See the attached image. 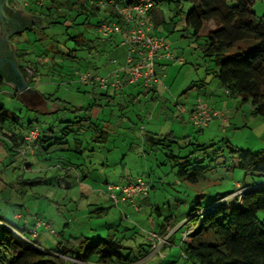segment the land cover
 I'll use <instances>...</instances> for the list:
<instances>
[{"label":"rangeland","instance_id":"374dc122","mask_svg":"<svg viewBox=\"0 0 264 264\" xmlns=\"http://www.w3.org/2000/svg\"><path fill=\"white\" fill-rule=\"evenodd\" d=\"M25 1L31 3L34 0ZM91 1L97 0H90L89 3ZM181 5L182 11L174 18V28L172 26L161 34L172 55L182 62L167 61L166 79L161 78V83L158 82L160 97L154 99L150 96L144 98L142 94L129 101L127 89L120 96L111 93L113 99H97L91 94V86L78 83L75 76V80H67L75 69L95 73L86 57H90V63L92 58L95 63L106 59L91 57L86 46H78L71 39L81 34L84 41H94L97 36L95 24L99 17H90L88 24L84 25V16H79L70 27V21L50 24L45 28L38 26L34 31H24L21 35L28 52L21 63L23 68L30 69V74H26L28 80L32 79L29 88L40 98H30L28 104L33 108H29L17 98L1 97L5 109L14 111L21 125L30 122L39 132L52 125L57 132L60 127L66 126L60 124L61 120L72 121L76 115L82 116L70 109L95 104L94 109L99 111L97 120L95 117L92 119L98 127L82 129L69 139L64 148L58 146L59 151L53 147L45 152L41 149L37 154L33 150L36 155L32 154L25 161L16 157L12 164L9 159L0 163V218L16 226L25 219L48 223L55 235L42 227L35 239L43 249L57 246L62 231L65 236L84 235L90 242H95L106 235L109 227L120 224L118 232H115L118 236H122L119 230L125 227H134L138 231L135 241H123L135 253L138 243L146 240L140 236L144 235L142 231L157 232L163 218L170 216L177 229L172 232L173 227L169 223L167 231L172 232V236L170 245L160 249L163 259L149 253L137 264H150L152 261L197 264L182 255L183 234L192 227L190 222H186L189 208L198 196H201L198 199L200 203L205 205L233 191L238 192V184L244 186L255 182V179L238 170L237 155L230 149L264 152V117L252 116L249 104L241 99L225 96L212 75L207 74L210 65L202 58L198 44L188 36L190 31L183 23L191 5L186 1ZM157 8L166 21L174 14L172 4L168 6L163 2ZM39 10L48 13L44 8ZM252 10L264 22V0H254ZM205 31L204 27L201 34ZM111 66L113 69L116 65L111 63ZM192 85L196 87L189 89ZM123 88L111 90L119 92ZM139 90L142 93L144 88ZM198 96L216 112L224 114L226 122L214 117L207 127L199 130L182 117L180 109L187 111L199 100ZM100 131L106 132L104 138L98 137ZM147 134L156 138L172 135L182 149L177 150V146L173 145L171 150L180 156L193 151L194 146L183 148L188 143L210 145L193 155L201 161L200 166L208 168L207 171L196 184L180 181L170 163L163 164L164 152L155 153L148 148ZM73 138L78 140L75 145ZM74 150H79L81 154ZM69 161L79 167L65 175ZM82 176H85L84 179H81ZM137 177L152 184L147 205L137 204L138 211L126 202L114 205L105 194L106 185L124 183ZM95 209L102 210L99 216L95 212L89 213ZM156 209L161 216H157ZM16 214L21 216L19 220L13 219ZM258 217L264 220V213H258ZM142 247L148 249L147 244Z\"/></svg>","mask_w":264,"mask_h":264},{"label":"trees","instance_id":"16d2710c","mask_svg":"<svg viewBox=\"0 0 264 264\" xmlns=\"http://www.w3.org/2000/svg\"><path fill=\"white\" fill-rule=\"evenodd\" d=\"M89 1L48 0L39 8L48 12L47 25L66 24L70 21V27L79 16H84L83 24L87 25L89 18L96 17L100 10L94 1ZM183 1L191 5L183 23L185 29L190 31L188 36L193 37L198 44L202 58L210 65L206 70L207 74L212 75V79L226 92L227 97L238 98L249 104L252 116L264 117V22L252 10L254 0H156L155 7L163 2L168 6L172 4L174 14L166 22L155 15L153 9L151 13L154 14V26L163 31L172 26L174 28V18L182 11ZM103 12L105 15L96 22L95 27L102 20L121 22L111 7L103 9ZM204 27L206 31L201 34ZM71 39L76 45L86 46L87 49L91 48L93 42L84 41L81 34ZM95 40L102 39L96 36ZM234 50L237 52L232 53ZM26 55L24 52L17 57L21 60ZM19 70L28 79L22 65H19ZM194 87L196 85L189 89ZM94 106L95 104H88L86 107L70 109L72 113L82 116L76 115L72 121L61 120L60 124L66 126L59 128L57 132L54 126L40 130L31 147L39 145L45 152L53 147L68 145L69 139L84 129L83 124L89 121V112ZM19 120L17 115L0 107V126L17 125ZM89 124L94 128L98 127L93 123ZM98 133V137H105L106 132ZM93 137L97 139L95 135ZM145 140L152 152H164L163 164L170 163L180 181L196 184L208 169L200 166L201 161L193 155L196 151L208 149L210 145L188 143L183 148L194 146L193 151L180 156L178 153L173 154L171 150L173 145L177 146V150L182 149L172 135L156 138L155 135L147 134ZM77 141L73 138V145ZM74 151L81 154L79 150ZM230 152L237 155L238 170L255 179V182L244 186L238 184V192L233 191L205 205L200 203L198 199L201 196H198L188 211L186 222H190L192 227L183 234L182 255L197 264H264V220L258 217V213H264V152L252 153L239 149H230ZM77 167L79 165L70 161L66 164L67 169ZM151 188L150 184L149 190ZM147 197L140 201L146 204ZM100 211L102 210L95 209L89 213L95 212L99 216ZM155 212L157 216H161L159 210L156 209ZM26 220L18 226L0 221V264H137L150 252L147 240L138 243L135 253L130 246L124 244V240L135 241L139 233L134 227H125L119 230L122 236H118L115 232H118L120 224L109 227L106 235L95 242H90L84 235L69 234L60 238L56 247L46 250L36 244L37 237L30 236L36 221ZM170 220V216L163 218L158 234H167L164 228ZM171 225L175 227L174 222ZM128 231H131L130 234ZM171 236L172 234L168 244L163 247L170 245ZM144 244H147V250L142 247Z\"/></svg>","mask_w":264,"mask_h":264},{"label":"built area","instance_id":"2783aa9c","mask_svg":"<svg viewBox=\"0 0 264 264\" xmlns=\"http://www.w3.org/2000/svg\"><path fill=\"white\" fill-rule=\"evenodd\" d=\"M156 0H97L95 5L100 9L111 7L120 19L116 21L102 20L95 31L101 39H108L116 35L122 36L121 45L125 47L126 55L123 65H118L114 59L110 63L116 66L103 76L90 72H74L76 81L81 84L95 87L100 91L108 89L120 90L124 85H141L149 88L152 83L157 82L156 62L158 60H174L178 63L181 60L174 57L170 51L165 38L161 33L156 32L151 11L155 8ZM36 6H43L48 0L32 1ZM23 5L28 6L29 1L23 0ZM30 69L23 68L25 74H30ZM226 93V92H224ZM184 112L185 109L181 108ZM219 118L221 122H226L224 114L211 110L203 101L198 100L192 111L189 113V121L197 129L208 126L214 118ZM39 134V130L34 126L24 138L25 147L22 154L31 152V144ZM150 183L144 178L137 177L120 184H107L105 194L117 205L120 202L129 203L134 210L138 211L139 200L147 197ZM15 219L21 216L16 214ZM27 220L25 219L24 222ZM48 229L50 234L55 235L48 223L36 220L35 226L31 229V238L37 237L39 228ZM146 240L150 243V254H157L163 259L160 249L168 244L169 236L172 232L160 235L154 231H142Z\"/></svg>","mask_w":264,"mask_h":264},{"label":"crops","instance_id":"0c3cea01","mask_svg":"<svg viewBox=\"0 0 264 264\" xmlns=\"http://www.w3.org/2000/svg\"><path fill=\"white\" fill-rule=\"evenodd\" d=\"M154 10H155L154 14L155 15L157 14L160 18L163 19V17H161L160 10L157 7H155ZM46 14H47L46 12L43 13L42 11H40L39 7L36 6L32 2L29 3L28 6H24L23 0H0V107H2L3 109H5V106L3 105V102H2L3 99H1V97H3V96H5L6 98H17L18 100L23 102V104L25 106H27L29 108H33L30 104H28V103H30V101H29L30 98L36 97V96L40 98V96L36 92L31 91V89L29 88V85H30L29 83L32 81V79L30 81V80L24 78L23 75L21 74L20 70H19V65H22V63H21L22 60L18 59L17 56L20 54H23L24 52H26L28 54L27 50L24 48L25 41L22 38L11 37V36H13L16 33L17 34L18 33L23 34L24 31H34L35 28L38 26L45 28L47 26L46 21L48 18V16ZM154 14L152 13V17ZM45 15L47 17H45ZM104 15H105V12H103V10H99V12L96 16L97 18L99 17V19L97 21H99ZM164 21H166V20H164ZM155 29H156V32H158V33H162V31H163L160 29V27H157V28L155 27ZM121 41H122V36L117 35V36L111 37L110 40H107V39L103 40L102 39V40H94L93 42H91V45H90L91 48L89 49L90 51L88 52V53H90L89 55L91 57H106V59H104L103 62L100 60L99 62L95 63L94 58H92L93 62L90 63L88 61V58H90V57H86V60L89 63V65H91L92 69L95 70V73H92V72H90V73L95 74V75H99V76L105 75L107 72H109L112 69V66L110 63L111 59L116 60L118 65L124 64L126 50H125V47L120 44ZM181 62H182V60H181ZM166 66H167V60L162 59V60H158L156 62V68L155 69H156L157 82L153 83V85L149 88L143 87L144 91L142 93L139 90L142 87L141 85H127L126 84V85H124L125 87L123 88V90H121L119 92H114L111 89H108L105 91H100V90L97 91V88H96V89H91V94L97 99H102V97L104 99H109L111 97L110 96L111 93H114V95L117 94V96L119 94V96H120L127 89L128 93H129V95H128L129 101L135 99V96L142 95V94H143L144 98H148L149 96L152 97L153 99L155 97L159 98L160 96L158 95L159 94L158 93V90H159L158 85H160V83H161V78L165 77V79H166V73H165ZM15 70L20 73V76L18 75V73ZM76 71H77V69H75L71 73V75H69L67 77V80H71V81L75 80V79H73V77H74V72H76ZM35 74L36 73H34V75ZM27 81H29V82H27ZM159 81H160V83H158ZM23 84L26 85V88L23 87ZM135 92H136V94H135ZM169 93L171 94V90H169ZM203 94H206V93H203ZM223 94L225 96H227L224 93V90H223ZM197 98L206 104V102L204 100H202V98H200V96H198ZM197 98H196V100H197ZM110 99H113V98H110ZM194 105H195V103L192 106H190V108H188L187 111H184V112L181 111V113H183L182 117H186V119H188V121H189V113L192 111ZM206 105L208 106V104H206ZM210 109L215 111L212 107ZM5 110H7V109H5ZM98 112L99 111L97 109H94V108L89 112L90 119L88 122H85L83 124L84 128L91 127V126H89L90 125L89 123H91V124L93 123L92 119H93V117H95V119L97 118ZM12 113L16 115V113L14 111H12ZM85 125H87V126H85ZM92 125L98 126V123L95 122ZM34 126L35 125H32L30 122L27 123L26 125H24V124L21 125V123H19L17 125H15V124H12V125L4 124V125L0 126V163H3V159L4 160L9 159L10 164H12L15 162L16 157H19L23 161H25L27 159V157L36 155L35 153L33 154L34 151L37 154L40 153L41 147L39 145H36L35 148H33L34 146L31 147L32 153L26 152L25 154H22L24 147H25L24 138ZM50 127H52V125H50L48 128H50ZM199 130H202V129H199ZM32 145H34V144H32ZM11 147H13L12 150L10 149ZM36 147H38V151H36ZM62 148H64V145H62ZM62 148H60V149H62ZM56 150L59 151V147H57ZM65 151H68V150H65ZM67 164H68V162H67ZM72 164H75V163H72ZM75 165H78V164H75ZM60 168L63 169V166H61ZM70 170L76 171V170H78V168H71V169L66 168L64 170L65 175ZM84 177L85 176H82L81 179H84ZM127 181H129V180H127ZM151 186H152V184H151ZM137 202H138V204H141V205H147V204H145L144 201L139 200ZM14 216H13V219H15ZM1 220L2 219L0 218V221ZM2 221H4V220H2ZM170 223H172L171 220H170ZM168 225L164 228L165 233L166 232L168 233V231H167V229H169ZM176 229L177 228H175V227L172 228V232H174ZM59 235H60L58 237L59 241H60V238L67 236V235L65 236L64 231H62L61 234H59ZM147 256H146V258H147ZM146 258H144V259H146ZM144 259H142V260H144ZM149 263L150 264H161V263H157V262H153V261L149 262Z\"/></svg>","mask_w":264,"mask_h":264},{"label":"flooded vegetation","instance_id":"af4514ba","mask_svg":"<svg viewBox=\"0 0 264 264\" xmlns=\"http://www.w3.org/2000/svg\"><path fill=\"white\" fill-rule=\"evenodd\" d=\"M21 35H22L21 33H18V34L16 33V34H14V35L11 36V37H19V38H21Z\"/></svg>","mask_w":264,"mask_h":264},{"label":"water","instance_id":"95a60500","mask_svg":"<svg viewBox=\"0 0 264 264\" xmlns=\"http://www.w3.org/2000/svg\"><path fill=\"white\" fill-rule=\"evenodd\" d=\"M16 71V70H15ZM18 73V75L20 76V73L18 71H16ZM23 87L26 88V85L23 84Z\"/></svg>","mask_w":264,"mask_h":264}]
</instances>
